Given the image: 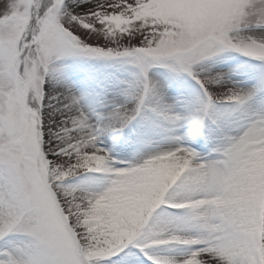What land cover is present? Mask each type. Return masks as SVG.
Listing matches in <instances>:
<instances>
[{"label":"snow or ice","instance_id":"obj_1","mask_svg":"<svg viewBox=\"0 0 264 264\" xmlns=\"http://www.w3.org/2000/svg\"><path fill=\"white\" fill-rule=\"evenodd\" d=\"M0 264H264V0H0Z\"/></svg>","mask_w":264,"mask_h":264}]
</instances>
